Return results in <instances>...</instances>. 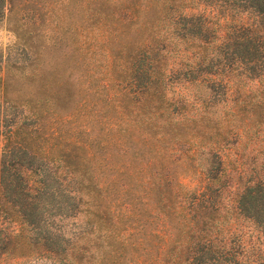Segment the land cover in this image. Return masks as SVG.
I'll return each instance as SVG.
<instances>
[{
	"label": "trees",
	"instance_id": "trees-1",
	"mask_svg": "<svg viewBox=\"0 0 264 264\" xmlns=\"http://www.w3.org/2000/svg\"><path fill=\"white\" fill-rule=\"evenodd\" d=\"M0 19L21 55L0 53V257L264 264V0H0ZM255 142L260 174L233 151Z\"/></svg>",
	"mask_w": 264,
	"mask_h": 264
},
{
	"label": "rangeland",
	"instance_id": "rangeland-1",
	"mask_svg": "<svg viewBox=\"0 0 264 264\" xmlns=\"http://www.w3.org/2000/svg\"><path fill=\"white\" fill-rule=\"evenodd\" d=\"M20 13L23 14V8H21L19 10ZM15 40V35L14 32L9 28V25L7 24V22L4 19H0V53L2 54V59L8 58L9 60H17L19 58V56H21L18 53V50L15 48V46H13V42ZM15 109V108H14ZM8 113V114H6ZM15 113V114H14ZM20 112H15L13 111V107L12 106H7L6 108H4V114H6L5 117V121L13 116V115H19ZM23 115V112H22ZM3 139H1L0 137V146L2 145ZM258 146H257V142L255 143H247L246 146L242 145L237 149V150H233L234 152H236V155L243 158V161L246 162L245 166L249 169V171L252 172V174H256L258 172V174H260V167L261 165L259 164V162L261 161L260 159H262V154L258 151ZM256 155V160L255 162H252V156ZM264 174V172H262ZM264 176V175H263ZM181 180L183 183H185V185L187 186H195L198 184H201L200 179L198 178V176L193 175V173H189L184 175L183 177H181ZM235 180V179H234ZM234 182L232 185L228 186L226 188V192H225V198H227V200L225 199L224 202L225 203H231V199L233 196L232 191H234ZM49 220H51V226L52 227H56L57 223L59 224L60 222L57 221L54 217H48ZM18 223L12 221V220H8L5 218H2L0 215V232H5V231H10V230H14L15 228H17ZM65 225L68 229V231L71 233L72 239H79L81 236L79 235V233L88 228V225L81 219H77V220H72L69 219L67 221H65ZM247 225V223L240 219L238 216H236L231 224V229L232 230H237L239 227L241 229H245V226ZM81 240H84L83 238ZM78 246L82 247L83 251L85 250L86 245L77 243ZM0 264H58L55 261H52V259L48 258V257H35L33 256V254H25V255H15V256H5V257H0Z\"/></svg>",
	"mask_w": 264,
	"mask_h": 264
}]
</instances>
